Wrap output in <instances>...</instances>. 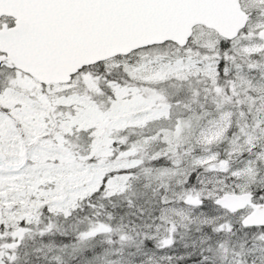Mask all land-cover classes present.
<instances>
[{
  "label": "snow or ice",
  "instance_id": "1",
  "mask_svg": "<svg viewBox=\"0 0 264 264\" xmlns=\"http://www.w3.org/2000/svg\"><path fill=\"white\" fill-rule=\"evenodd\" d=\"M0 264H264V0H0Z\"/></svg>",
  "mask_w": 264,
  "mask_h": 264
}]
</instances>
